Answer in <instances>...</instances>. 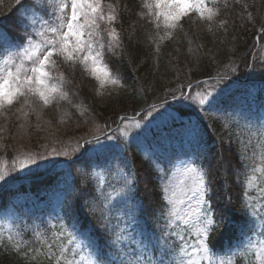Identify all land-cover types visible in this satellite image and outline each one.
Segmentation results:
<instances>
[{"label":"trees","instance_id":"1","mask_svg":"<svg viewBox=\"0 0 264 264\" xmlns=\"http://www.w3.org/2000/svg\"><path fill=\"white\" fill-rule=\"evenodd\" d=\"M120 3L127 5L115 25L121 32L122 46L106 59L120 76L123 88L98 96L95 81L78 67L73 73L61 63L60 70L72 80L68 86L72 104L61 103L82 105L79 111L72 106L70 126H57V114L48 108L39 120L33 117L32 124L21 130L13 122L10 132L0 137L5 146L0 148V162L10 171L6 180L0 181V264H48L35 250L46 251L41 239L50 240L61 222L69 230L75 224L78 233L87 235L93 251L101 253L102 264L119 260L141 240L145 244L163 242L164 233L180 229L166 227L159 169L172 175L176 162L183 158L208 173L209 206L217 220L223 216L229 222L212 233L210 246L216 256L237 264H253V255L245 248L235 256L232 252H236L237 240H244L247 236L243 233L252 226L249 217L245 227L241 185L258 162L252 158L257 139L249 132L264 124V37L256 39L260 18L264 17V0H219L222 18L229 21L227 31L215 25L209 31L202 24L194 33L190 24H184V30L161 43L159 51L149 39L152 35L158 40L156 30L137 15L141 0ZM16 8L15 0H0V30L11 46L20 42L25 28L19 23L23 9L17 12ZM247 12L257 17L255 24L248 21ZM195 35L203 43L196 54L189 51ZM218 75L224 77L219 84L210 81L215 85V99L203 108L189 100L172 99L170 91L178 86L185 95H194L208 85L189 90L190 82L193 85ZM150 105L157 108L153 117L125 142L117 132L119 117L144 112ZM50 132L60 140V146L66 141L82 145L93 136L101 139L98 144L94 140L86 144L83 156V148L76 154L72 149L70 157L59 158L44 170L26 176L20 170L11 171L19 154L41 152L40 141ZM109 135L117 138L109 140ZM64 161L69 162L52 170ZM125 175L132 183L122 195L106 201L109 193L115 196L121 191ZM250 199L259 198L252 192ZM105 203L108 207L102 215L100 208ZM117 235L123 239L114 243ZM167 241L172 244L174 237L169 235Z\"/></svg>","mask_w":264,"mask_h":264},{"label":"snow or ice","instance_id":"2","mask_svg":"<svg viewBox=\"0 0 264 264\" xmlns=\"http://www.w3.org/2000/svg\"><path fill=\"white\" fill-rule=\"evenodd\" d=\"M15 4L17 12L23 9L19 23L25 28L18 44L12 46L0 44V56H2L0 116L7 117L9 114H14L12 110L15 109V113L21 114L25 119L31 112L36 114L39 120L45 109L59 110L61 102L72 104L68 87L72 84V80L60 70L61 63L73 73L78 67L82 74L95 81L98 96L111 95V92L123 88L120 76L106 61V56L115 54V49L122 46L121 32L115 25L120 20L122 11L127 10V5L122 6L120 0L115 2L112 0H15ZM227 7L225 3L224 8ZM193 13L195 18L191 15ZM246 14L248 21L255 24L257 17L251 12ZM137 15L156 30L155 36L158 40L152 35H149V39L156 44L157 51L161 43L172 39L178 30H184L182 21L185 18L190 19L194 24L205 23L209 31H212L214 25L227 31L226 26L229 23L228 19L222 18L219 0H141ZM260 25V36L257 39L264 37V17L260 18ZM223 78L218 75L197 81V87L208 85V88L197 91L194 95L191 93L185 95L180 86L171 90L170 94L173 100H189L203 108L215 99V85L210 81L214 80L219 84ZM188 87H192L191 82ZM176 92H180V95L177 96ZM72 106L78 111L82 107L80 104ZM156 111V106L150 105L139 118L135 113L132 116L127 113L120 116L121 126L117 129L119 137L127 142L131 133L144 127V121L153 117ZM80 114L84 115V112L81 111ZM65 115L70 113L65 112ZM97 130H99L98 126ZM249 136L257 139L252 158L258 162L253 164L241 185L242 211L246 217L245 227L248 225L249 217L252 225L243 233L248 237L247 244L243 247L246 251L253 252L254 264H264V124L254 132L250 131ZM106 138L112 140L117 137L109 135ZM93 140L98 144L99 136H93ZM93 140L85 143L92 144ZM250 144L251 139L249 144L245 145L244 154ZM82 147L77 141L72 154L79 153ZM72 154L66 150L58 152L55 148L49 153V155L65 157H70ZM44 158L42 154L21 153L13 160L11 171L30 169V166L38 165ZM159 171L162 180L161 198L165 202L166 227L173 230L180 229V232L164 233L163 242L157 240L145 244L141 240L138 246L132 247V251L123 253L122 258L110 264H237L231 259L228 261L216 259L214 247L210 246L212 233L222 226H227L229 222L223 216L217 220L212 208L206 207L209 190L208 173L195 163L184 166L179 178L168 175L163 168ZM9 175L10 171L5 164L0 168V181H5ZM131 183L132 181L125 175L121 191L116 192L115 196L109 193L105 200L111 201L122 195ZM177 186L181 193L179 197ZM252 192L257 194L259 198L257 201L250 199ZM189 200L194 201L195 204L189 211L183 212V205ZM258 203L259 209H257ZM107 207L106 203L101 205L102 215ZM257 221L260 222L259 225ZM51 227L56 228V225ZM252 234L259 238L253 239ZM169 235L174 237L172 244L167 241ZM37 238L41 239L40 233H37ZM8 239L12 240L13 237L9 236ZM122 239V236L117 235L114 243ZM190 239L192 242H189ZM41 243L46 251L39 249L35 251H40L48 264H102L99 259L101 253L93 251L91 241L86 234L78 233L75 224L72 225V230H69L67 225L61 222L59 229L52 234V238L41 239ZM15 247L19 252L20 243ZM85 249L88 251L85 252ZM25 255H27L26 250ZM232 255L235 256L237 253L232 252Z\"/></svg>","mask_w":264,"mask_h":264},{"label":"rangeland","instance_id":"3","mask_svg":"<svg viewBox=\"0 0 264 264\" xmlns=\"http://www.w3.org/2000/svg\"><path fill=\"white\" fill-rule=\"evenodd\" d=\"M191 15L193 18H195L194 13ZM182 23H183V25L184 24H190V26H192L194 33H196L200 29L202 24H204V23H200V22H197L194 24L188 18H185L182 21ZM196 35L194 37H192L191 43L189 46V51H192L194 54H196L198 52L197 51L198 49L203 47V43L200 42V40H198V36H196ZM0 44H3L5 46H11L9 38L5 36V33L2 30H0ZM12 50L15 51V48L12 47ZM0 59H2V56H0ZM106 61H107V59H106ZM199 91H203V90H199ZM218 95H219V93H218ZM49 109H52L54 114L55 113L57 114L56 117L54 116V121H55L57 126H59L61 128H65V127L70 126L69 124L72 121L71 111L73 109V107L71 105L61 103L59 110H57L55 108H49ZM163 110L166 111L167 109H163ZM65 112L70 113V115H65ZM12 113H14V114H9L7 117L0 116V137H4L5 135H7L10 132L11 124L13 122H14L13 124L18 125L17 126L18 130H21L20 129L21 125H24V126L31 125L32 124V122H30L31 119L33 117H36V114L30 112L27 119H25L21 114L15 113V109L12 110ZM162 113L160 115H162ZM17 117H19V118H17ZM61 118H63V122H61ZM44 136H48V137H45V138L43 137L44 139L40 141V144L42 145V146L40 145L42 150H41V152L36 153V154H42V155H44L45 158L43 160L39 161L38 165L30 166V169L20 170V172L24 176L29 175L31 173H34L36 171L44 170L49 165H51L55 160L64 157L63 155H49V153H51L53 148H55L58 152H62V151L66 150L69 153H71L72 149H75L77 146V144L72 145L68 141H66L67 143H63L64 145L60 146V143H58V141H60V140H58L56 137H53L54 134H52L51 132L47 133ZM4 147L5 146L3 145V143H0V148H4ZM192 163L193 162L191 160H189L188 158H183V159L178 160L174 169H173L172 175H175L177 178H179L180 173L183 171L184 166L192 164ZM4 165H5L4 163L0 162V168H2ZM208 192H209V190H208ZM180 194L181 193L179 191V186H177L178 197L180 196ZM194 204H195L194 201H190V200L187 201L183 205V209H182L183 212L189 211V209L191 207H193ZM207 206L208 205H206V207ZM253 239H257V236L255 235ZM247 240H248V237H246L244 240H241V238L238 239L236 242L235 250L237 251V250H241L242 248H244L243 245L247 244ZM249 252L253 255V262H254V254L251 251H249ZM216 259H224L225 260V258L222 256H216Z\"/></svg>","mask_w":264,"mask_h":264}]
</instances>
